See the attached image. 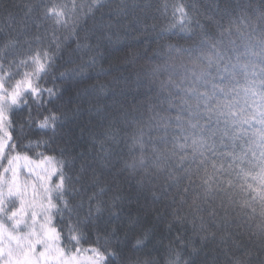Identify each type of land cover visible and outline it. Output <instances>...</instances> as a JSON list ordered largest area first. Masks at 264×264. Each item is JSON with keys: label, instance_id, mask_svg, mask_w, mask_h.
<instances>
[{"label": "snow or ice", "instance_id": "snow-or-ice-1", "mask_svg": "<svg viewBox=\"0 0 264 264\" xmlns=\"http://www.w3.org/2000/svg\"><path fill=\"white\" fill-rule=\"evenodd\" d=\"M76 7L0 0V264H264V0L174 4L198 39L91 99L89 147L53 75L61 28L91 47Z\"/></svg>", "mask_w": 264, "mask_h": 264}, {"label": "trees", "instance_id": "trees-1", "mask_svg": "<svg viewBox=\"0 0 264 264\" xmlns=\"http://www.w3.org/2000/svg\"><path fill=\"white\" fill-rule=\"evenodd\" d=\"M58 2L68 4L71 10L72 0ZM179 2L180 0H75L77 7L72 16L81 18L80 23L83 25L81 34L89 32L92 37L91 47L73 51L76 44L65 41L68 33L61 28L56 36L67 45V50L57 61L53 75L66 73L65 78L55 81V87L62 90V101H72L69 107L79 104L82 109L83 115L77 119L78 127H74L73 132L75 136L81 137L80 143L85 147L90 146L91 118L95 115L94 111H89L92 107L89 103L91 99L103 95L110 96L116 81L131 79L141 66L146 64L147 57L154 52L166 51L168 45L189 47L198 39L199 29L195 24L194 13H189L187 19L178 13L173 15V5ZM191 2L197 3L202 12L207 9L211 13L216 10L217 4L221 5L222 11L225 4H239L242 0H191ZM255 3H259V0H255ZM119 8H123L124 11L117 15ZM109 22L111 27L104 26ZM50 24L51 21L48 22V25ZM42 86L53 87V84L49 80L47 84L42 82ZM127 211L135 217L139 210L133 205ZM153 225L156 226V231L146 241L148 247L158 245L162 237L163 245L167 246L175 233H168L163 224L150 216L142 223L141 228H151ZM164 250L160 249L161 252ZM187 255L188 249L185 248L181 259ZM172 258L175 259V254Z\"/></svg>", "mask_w": 264, "mask_h": 264}]
</instances>
